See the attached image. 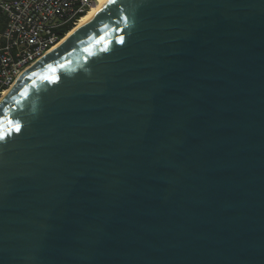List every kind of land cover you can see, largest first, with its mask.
<instances>
[{"label": "water", "instance_id": "obj_1", "mask_svg": "<svg viewBox=\"0 0 264 264\" xmlns=\"http://www.w3.org/2000/svg\"><path fill=\"white\" fill-rule=\"evenodd\" d=\"M0 264H264V0H109L25 70Z\"/></svg>", "mask_w": 264, "mask_h": 264}, {"label": "built area", "instance_id": "obj_2", "mask_svg": "<svg viewBox=\"0 0 264 264\" xmlns=\"http://www.w3.org/2000/svg\"><path fill=\"white\" fill-rule=\"evenodd\" d=\"M94 4L95 0H0V99ZM68 26L72 28L64 32Z\"/></svg>", "mask_w": 264, "mask_h": 264}, {"label": "bare ground", "instance_id": "obj_3", "mask_svg": "<svg viewBox=\"0 0 264 264\" xmlns=\"http://www.w3.org/2000/svg\"><path fill=\"white\" fill-rule=\"evenodd\" d=\"M109 2V0H95V4L78 20L76 25L63 37L57 44L54 46L49 52L53 51L55 47L63 43L70 35L72 32H74L76 29L82 27L86 23H88L90 20L94 18V16ZM13 84L9 89L5 90V92L2 94L0 101L2 98H4L10 89L14 86Z\"/></svg>", "mask_w": 264, "mask_h": 264}, {"label": "trees", "instance_id": "obj_4", "mask_svg": "<svg viewBox=\"0 0 264 264\" xmlns=\"http://www.w3.org/2000/svg\"><path fill=\"white\" fill-rule=\"evenodd\" d=\"M81 16H83V15H81ZM2 25H3V20H2V18H0V29L2 28ZM71 28H72V26H68L67 28L64 29V32L69 31Z\"/></svg>", "mask_w": 264, "mask_h": 264}]
</instances>
